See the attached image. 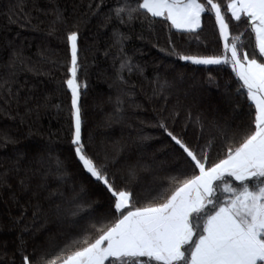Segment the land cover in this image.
<instances>
[{
  "label": "trees",
  "instance_id": "trees-1",
  "mask_svg": "<svg viewBox=\"0 0 264 264\" xmlns=\"http://www.w3.org/2000/svg\"><path fill=\"white\" fill-rule=\"evenodd\" d=\"M138 2L0 0V264L26 256L59 264L72 241L94 239V225L116 219L111 194L75 156L69 33H78L84 151L115 188L132 193L133 207L161 202L170 177L196 174L162 123L207 152L209 166L252 130L254 107L230 65L179 59L223 53L214 13L202 14L196 32L179 31L131 11ZM215 2L251 56L254 34L231 19L228 0Z\"/></svg>",
  "mask_w": 264,
  "mask_h": 264
},
{
  "label": "snow or ice",
  "instance_id": "snow-or-ice-1",
  "mask_svg": "<svg viewBox=\"0 0 264 264\" xmlns=\"http://www.w3.org/2000/svg\"><path fill=\"white\" fill-rule=\"evenodd\" d=\"M226 7L232 20L246 23L254 34L251 56L242 51L243 34L230 37L226 13L215 0H141L131 9L162 17L172 28L186 32L201 28L202 14L214 13L223 53L180 55L179 59L194 65H230L239 82L238 91L254 107L252 130L242 133L240 142L228 146L223 158L210 166L207 152L198 154L162 123L160 127L196 174L182 180L170 177L171 188L165 189L168 194L156 197L161 202L142 207H133L132 193L115 188L84 151L78 103V33L67 35L70 78L65 83L71 92L75 156L111 194L116 219L110 226L94 225V239L72 241L68 248L73 250L60 264H264V60L260 59L264 57V0H228ZM124 11L118 8L117 15ZM219 194H225L223 199ZM24 264H32L29 257H24Z\"/></svg>",
  "mask_w": 264,
  "mask_h": 264
},
{
  "label": "crops",
  "instance_id": "crops-1",
  "mask_svg": "<svg viewBox=\"0 0 264 264\" xmlns=\"http://www.w3.org/2000/svg\"><path fill=\"white\" fill-rule=\"evenodd\" d=\"M230 55V54H229ZM144 259V258H143ZM60 264V263H59Z\"/></svg>",
  "mask_w": 264,
  "mask_h": 264
},
{
  "label": "rangeland",
  "instance_id": "rangeland-1",
  "mask_svg": "<svg viewBox=\"0 0 264 264\" xmlns=\"http://www.w3.org/2000/svg\"><path fill=\"white\" fill-rule=\"evenodd\" d=\"M143 259V258H142ZM144 259H146V258H144Z\"/></svg>",
  "mask_w": 264,
  "mask_h": 264
}]
</instances>
